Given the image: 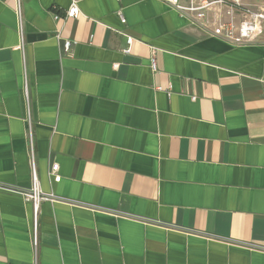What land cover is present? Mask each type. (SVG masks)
Wrapping results in <instances>:
<instances>
[{
    "label": "crops",
    "instance_id": "1",
    "mask_svg": "<svg viewBox=\"0 0 264 264\" xmlns=\"http://www.w3.org/2000/svg\"><path fill=\"white\" fill-rule=\"evenodd\" d=\"M19 3L22 51L0 0V264H33L24 88L57 199L39 206L37 264H264V30L236 46L159 0H82L76 19L70 0Z\"/></svg>",
    "mask_w": 264,
    "mask_h": 264
},
{
    "label": "built area",
    "instance_id": "2",
    "mask_svg": "<svg viewBox=\"0 0 264 264\" xmlns=\"http://www.w3.org/2000/svg\"><path fill=\"white\" fill-rule=\"evenodd\" d=\"M82 0H70L69 7L66 10L65 18L76 19L80 16L78 4ZM169 5L178 15L185 19L187 22L198 25L203 28H211L210 35L221 40H224L232 45L241 46L245 44L254 43L263 33L264 30V9L249 10L242 5L243 0H159ZM215 6L225 7L226 15L229 17L228 21L209 22L207 20V14ZM15 15L17 17V34L19 37L18 50H23V31L21 23V6L19 0H15ZM239 16L238 23L234 22V17ZM58 19V16L55 17ZM122 24L125 20L121 17ZM211 25V27H210ZM124 35L122 32H120ZM57 40H61L59 33L55 35ZM63 41V40H62ZM133 43L132 38L126 36L127 47L124 50L128 53L130 46ZM72 42L64 40L62 42L61 54L67 55L72 48ZM150 68L155 71L156 64L154 53L150 56ZM25 104L27 107L26 122V134L29 141V169L31 175L30 187L26 191H22L19 194L22 196L24 202L29 203L32 207V231H31V244L33 248V264H37V248H38V211L39 206L45 201H56L52 194H47L40 188L36 166L33 158V144H32V126L29 116L28 106L29 101L27 92L24 88ZM48 175L52 178L53 182H59L60 176L58 174V166L53 164L48 170Z\"/></svg>",
    "mask_w": 264,
    "mask_h": 264
}]
</instances>
